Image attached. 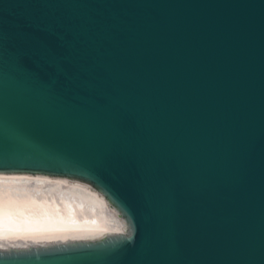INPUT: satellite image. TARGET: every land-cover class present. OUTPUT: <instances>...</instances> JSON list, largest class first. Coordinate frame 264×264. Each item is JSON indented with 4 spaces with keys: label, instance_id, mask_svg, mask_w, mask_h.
I'll return each mask as SVG.
<instances>
[{
    "label": "water",
    "instance_id": "water-1",
    "mask_svg": "<svg viewBox=\"0 0 264 264\" xmlns=\"http://www.w3.org/2000/svg\"><path fill=\"white\" fill-rule=\"evenodd\" d=\"M0 173L122 229L0 264H264V0H0Z\"/></svg>",
    "mask_w": 264,
    "mask_h": 264
},
{
    "label": "bare ground",
    "instance_id": "bare-ground-1",
    "mask_svg": "<svg viewBox=\"0 0 264 264\" xmlns=\"http://www.w3.org/2000/svg\"><path fill=\"white\" fill-rule=\"evenodd\" d=\"M105 197L68 178L0 173V248L121 231Z\"/></svg>",
    "mask_w": 264,
    "mask_h": 264
}]
</instances>
